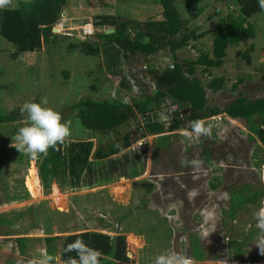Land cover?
Returning a JSON list of instances; mask_svg holds the SVG:
<instances>
[{
	"label": "rangeland",
	"instance_id": "1",
	"mask_svg": "<svg viewBox=\"0 0 264 264\" xmlns=\"http://www.w3.org/2000/svg\"><path fill=\"white\" fill-rule=\"evenodd\" d=\"M174 5L185 28L201 36L173 53L153 52L146 60L117 61L110 50L87 55L78 43L102 44L94 33L105 27L93 24L100 15L159 19L161 9L156 0H66L51 28L52 39L15 58L10 56L13 47L0 38V112L18 111L16 120L0 124V218L9 220L0 223V264L38 260L44 254V236H58V250L65 235L82 231L102 232L112 239L123 236L131 264H154L156 256L165 251L187 255L202 264H225V260L228 264H264V255L255 244L264 233L253 216L264 202V148L251 137L245 120L222 113L201 119L211 135L193 134L189 140L183 134L191 131L185 121L189 111L178 117L184 122L182 129H167L172 109L181 110L170 99L151 112L137 111L135 118L105 133L84 129L75 116L73 105L81 99L130 102L151 95L154 82L148 69L160 70L174 59L192 60L209 53L215 24L237 10L234 0H199L192 8L174 0ZM247 20L252 36L227 46L219 67L208 71L194 67L209 106L220 109L237 95L248 100L264 95V9ZM112 62H117L125 87L109 72ZM210 77H222L221 88H209ZM44 97L46 107L71 122V136L64 145L87 141L91 152L125 134L129 144L104 159L88 156L90 174L78 178L77 173L69 172L65 179L45 188L39 184L36 190L34 160L10 145L18 128L26 123L21 105ZM152 114L164 128L156 134L143 131L146 116ZM182 158H198L201 163L182 166ZM110 160L117 163L113 172L107 165ZM100 169L101 175H114L100 179ZM208 213L213 218L206 223ZM210 224L215 231L204 237L202 233ZM16 237L29 238L22 246L23 253ZM195 250L199 261L192 257ZM53 263L60 264L57 257Z\"/></svg>",
	"mask_w": 264,
	"mask_h": 264
},
{
	"label": "trees",
	"instance_id": "2",
	"mask_svg": "<svg viewBox=\"0 0 264 264\" xmlns=\"http://www.w3.org/2000/svg\"><path fill=\"white\" fill-rule=\"evenodd\" d=\"M198 1L182 0L186 8H192ZM234 1L237 10L219 18L212 29L209 53H200L192 60L174 59L160 70L148 69L147 73L154 82V91L151 95H146L143 100L131 99L130 102H122L119 98L79 100L73 108L81 126L91 132L105 133L135 118L137 111L151 112L153 108L159 107L164 99H170L177 104L178 109L188 107L192 120H201L219 113L230 119L245 120L251 137L264 148V95L253 100L237 95L218 109L207 105L204 88L194 76L196 65L206 71L219 67L227 46L252 36L253 28L247 17L262 10L259 0ZM65 2L66 0H18L12 7L0 8V38L13 47V52L10 54L12 58L22 52H33L52 39L51 28L58 20ZM156 2L161 9L160 18L157 20L140 21L108 14L98 16V21L93 24L105 28L96 31L94 37L102 44L83 40L78 43L79 50L87 55L97 54L100 50H110L117 57V61H129L134 58L146 60L153 52L166 50L173 53L187 45L189 41L197 40L201 36V33L185 28L174 0H156ZM108 29L112 31L106 33L105 30ZM109 72L119 78L120 85L125 87L123 74L117 62L110 64ZM222 83V77H210L207 85L216 90L221 88ZM17 116L18 111L14 109L7 113L0 112V124L12 122ZM154 116V114L146 116L143 124L145 133L156 134L164 130ZM185 121L189 123L187 117ZM183 125L184 122L180 118L171 117L167 129L178 130L182 129ZM188 128L190 129L189 124ZM128 144L129 138L125 134L118 141L95 146L91 152V143L87 141L58 145L59 150L50 148L47 156L41 154L38 159H33L39 184L45 188L51 182L57 183L60 178L65 179L69 172L77 173L78 178L80 175L82 177L90 174L93 171L86 165L88 156L93 159H104L117 154ZM30 159L28 157V160ZM107 165L112 172L117 169V163L112 160L107 162ZM101 170L97 173L100 179L107 180L109 176L114 175L108 172L101 175ZM1 222L8 223L9 220L0 218ZM77 238L101 253V264H131L126 255L123 236L116 235L112 239L105 233L94 231L65 235L58 250L55 244L58 236H44L42 238L44 254L52 255L54 260L57 257L60 264H65V260L69 256H75V253H65L64 249L68 243ZM14 241L19 251L23 253L22 246L24 242L29 241V238L16 237ZM192 257L196 261L200 260L196 250ZM252 262L256 261L252 260ZM195 264L202 263L195 262Z\"/></svg>",
	"mask_w": 264,
	"mask_h": 264
},
{
	"label": "clouds",
	"instance_id": "3",
	"mask_svg": "<svg viewBox=\"0 0 264 264\" xmlns=\"http://www.w3.org/2000/svg\"><path fill=\"white\" fill-rule=\"evenodd\" d=\"M12 0H0V8L7 7ZM259 6L264 9V0H259ZM48 100L42 98L40 102L25 101L21 107V114H27L26 123L18 128L15 135L11 138L10 147H14L19 153H24L32 159H38L40 155L47 156L50 148L59 150L58 145H62L66 139L71 136V122L64 121L60 112L52 107H46ZM174 111V110H173ZM191 131H185L184 136L191 140L193 134L196 137L210 136L211 129L200 119H193L189 122ZM182 166H199L198 158L188 161L184 158L180 161ZM256 220V227L264 233V202L261 207L253 213ZM212 213H208L205 222L212 220ZM215 231L214 225L210 224L203 231V236L208 237ZM255 244L259 248L260 254L264 255V236L258 238ZM65 253H75V256H69L65 264H101V253L88 246L82 239L77 238L68 243L64 249ZM54 257L47 253L42 255L38 260H29L28 264H52ZM154 264H195L194 260L178 252H161L159 253ZM225 264L228 261L225 260Z\"/></svg>",
	"mask_w": 264,
	"mask_h": 264
},
{
	"label": "water",
	"instance_id": "4",
	"mask_svg": "<svg viewBox=\"0 0 264 264\" xmlns=\"http://www.w3.org/2000/svg\"><path fill=\"white\" fill-rule=\"evenodd\" d=\"M54 30V29H53ZM111 29L105 30L106 33L111 32ZM189 111L188 107H184L181 110H175L172 112V118H178L184 116ZM188 121L190 122L192 118L187 116ZM127 255V254H126Z\"/></svg>",
	"mask_w": 264,
	"mask_h": 264
},
{
	"label": "crops",
	"instance_id": "5",
	"mask_svg": "<svg viewBox=\"0 0 264 264\" xmlns=\"http://www.w3.org/2000/svg\"><path fill=\"white\" fill-rule=\"evenodd\" d=\"M39 187H40V185H39V181H38V178H37V176H36V178H35V189L38 190Z\"/></svg>",
	"mask_w": 264,
	"mask_h": 264
},
{
	"label": "built area",
	"instance_id": "6",
	"mask_svg": "<svg viewBox=\"0 0 264 264\" xmlns=\"http://www.w3.org/2000/svg\"><path fill=\"white\" fill-rule=\"evenodd\" d=\"M173 110H174V109H172V112H173ZM174 111H175V110H174ZM172 112H171V113H172ZM170 115H171V117H172V114H170Z\"/></svg>",
	"mask_w": 264,
	"mask_h": 264
}]
</instances>
